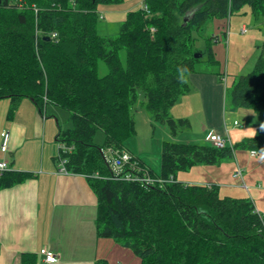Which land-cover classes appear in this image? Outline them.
<instances>
[{
    "label": "trees",
    "instance_id": "1",
    "mask_svg": "<svg viewBox=\"0 0 264 264\" xmlns=\"http://www.w3.org/2000/svg\"><path fill=\"white\" fill-rule=\"evenodd\" d=\"M121 1L0 0V101L9 100V117L23 99L40 114L47 106L68 113L70 128L57 124L56 136L57 143L73 147L63 156L66 171L89 182L97 236L130 250L139 264H264V216L251 199L221 198L216 184L177 180L196 166L220 167L236 150L264 158V127L223 149L163 142L160 176L175 182L162 188L109 179L103 156L106 148L123 149L135 137L132 109L139 93L152 120L171 137L189 127L170 111L189 92L187 78L198 73L203 57L194 34L244 7L253 18H264V0H143L146 9L127 12L115 37L100 36L97 7ZM259 50L253 69L236 80L229 96L233 107L264 116V44ZM97 131L104 135L101 145L94 143ZM29 177L0 173V190ZM19 264H38L37 257L24 254Z\"/></svg>",
    "mask_w": 264,
    "mask_h": 264
},
{
    "label": "crops",
    "instance_id": "2",
    "mask_svg": "<svg viewBox=\"0 0 264 264\" xmlns=\"http://www.w3.org/2000/svg\"><path fill=\"white\" fill-rule=\"evenodd\" d=\"M141 4L143 0H134L132 7L124 11L138 9ZM187 81L190 90L171 108L172 118L186 119L178 113L188 112L186 108L196 101V111L208 118V131L220 135L225 131L231 145L232 137L235 142L242 140L243 134L233 136L226 129L220 81L212 74L199 73L188 76ZM47 108L40 114L32 101L23 99L9 117V100L0 101V135L5 131L10 135L7 152L0 151V162L6 163L8 171L30 174L24 182L0 190V264H19L24 254H32L38 264H45L43 250L54 253L57 262L53 264H95L98 260L124 264L125 258L131 264H139L133 257L125 256L128 249L119 243L97 236V201L88 180L81 175L58 172L52 143V139L56 142L57 132L55 135V125L47 118ZM171 140L178 142L176 137ZM206 140L209 142L207 137ZM227 164L233 169L232 174L228 172L231 177L241 168L236 153L232 160L215 168L222 173L221 168ZM154 173L160 174V166L159 172ZM222 177H226L225 173ZM207 184L212 183H203ZM255 193L258 200L264 198V191ZM249 194L254 204L253 195Z\"/></svg>",
    "mask_w": 264,
    "mask_h": 264
},
{
    "label": "rangeland",
    "instance_id": "3",
    "mask_svg": "<svg viewBox=\"0 0 264 264\" xmlns=\"http://www.w3.org/2000/svg\"><path fill=\"white\" fill-rule=\"evenodd\" d=\"M133 4L134 0L132 2L131 0H122L119 4L99 5L97 7L100 17L97 29L98 34L106 38L115 37L128 12L124 10H128ZM142 6L138 8H142ZM243 29H245V33L242 32ZM194 38L195 49L203 52V57L196 67L197 72L199 74L214 75L220 81L223 88L222 116L226 123L227 131L233 136L244 135L242 140L236 142L232 137L233 145L254 136L257 129L264 127V116L255 115L247 109L233 107L229 95L236 80L240 76L248 74L253 69L256 58L259 56V49L264 44V18H253L249 9L244 7L240 14H233L229 19L218 18L209 21L201 33L194 34ZM207 48L211 50L212 58L206 52ZM106 73L107 69L105 65L100 63V76H104ZM195 98L196 96L192 99ZM143 102V95L139 93V100L132 109L136 134L125 145L129 153L146 162L149 168L158 173L162 143L170 141L173 138H171L165 126L157 124L152 120L150 114L142 105ZM195 103L196 101L191 102L192 108H186L189 113L187 111L178 113L179 115L185 116L184 118L188 121L189 127L179 131L175 137L179 143L187 144L190 142L189 144H201L200 142L204 138L203 143L209 144L206 136L212 130L208 131V118H206L205 114L196 111L194 107ZM46 111L48 120L52 121L55 125V135L57 132V123L62 129L70 128L71 124L68 120L67 112L51 106H48ZM234 121L238 123V126H234ZM203 131H208V133ZM223 135L227 137L225 131ZM103 140V133L97 131L94 143L101 145ZM52 143L55 146L56 155L57 143H54L53 139ZM235 153L241 164L240 170L242 171V176L238 178H233L234 176L231 177L228 174L233 169L231 165L227 164L221 168L220 171L222 173L215 167L196 166L190 171L179 173L178 179L183 183H214L219 187L221 198L227 196L240 197L242 195L243 197L251 199L250 192L253 195L256 210L264 215V198L258 200L255 193L256 191L261 194V191H264V158L262 155L251 157L248 151L236 150ZM227 162L224 161L221 165L223 166ZM224 173L226 177L223 178L222 174ZM126 255L127 257H133L139 262L138 258L130 250L126 251ZM124 260V264H131L128 258Z\"/></svg>",
    "mask_w": 264,
    "mask_h": 264
},
{
    "label": "built area",
    "instance_id": "4",
    "mask_svg": "<svg viewBox=\"0 0 264 264\" xmlns=\"http://www.w3.org/2000/svg\"><path fill=\"white\" fill-rule=\"evenodd\" d=\"M238 125L237 123L235 126ZM1 144H0V151L4 154L7 152L8 149V143L10 139V135L8 132H2L1 135ZM207 139L211 140L217 147H223L224 145V138L225 135H220L218 133L216 134H208ZM73 147H68L64 145L63 143L57 144V169L59 173H67L65 165L66 161L63 158L62 155L69 153L72 150ZM106 151H103V155H106ZM255 153L252 152L251 155L253 156ZM110 163V169L112 172L116 175V177L123 179L125 181L130 182H140L143 184H150L148 182V174L143 172L142 175H138L141 170L137 166L135 162L132 161L131 157L126 153H119L116 152L112 154L109 158ZM7 171V165L5 162H0V173ZM130 171L135 174V176H125L124 172ZM136 172V173H135ZM239 169L234 173L235 177L240 176ZM233 175V176H234ZM41 255L43 256V262L45 264H53L57 262L56 256L53 252L49 250H43L41 252Z\"/></svg>",
    "mask_w": 264,
    "mask_h": 264
},
{
    "label": "bare ground",
    "instance_id": "5",
    "mask_svg": "<svg viewBox=\"0 0 264 264\" xmlns=\"http://www.w3.org/2000/svg\"><path fill=\"white\" fill-rule=\"evenodd\" d=\"M143 9H146L145 6H142ZM153 31V30H152ZM243 33H245V29H243L242 31ZM56 35L53 34L52 35V38H55ZM199 57V55H198ZM236 124V122L234 123V125ZM238 124V123H237ZM238 126V125H236ZM212 134H215V133H212ZM209 140V139H208ZM209 142L215 146L216 148H219V149H223L227 146H230L231 143L229 141V139L227 137L224 138V145L223 147H217L211 140H209ZM58 144V143H57ZM105 151L107 152L106 155H103L104 156V159L110 169V163H109V158L112 154L116 153V152H119V153H126L128 154L132 161L135 162L137 164V166L140 168L141 172L138 174V175H142L143 172L147 173L148 174V182L150 184H143V183H140V182H130V181H125L123 179L116 177V175L112 172V170L110 169L111 171V174L109 176V179L111 180H115V181H121V182H129V183H137L138 185H140L141 187H159V188H162L164 187L166 184H171V183H174L175 180L173 179V177H169L168 179H164L160 176V174H155L151 169H149L140 159H138L136 156L132 155L131 153H129V151L124 147L123 149H116V148H106ZM254 152L255 154L252 156L251 153ZM66 155V154H64ZM62 155V156H64ZM250 156L251 157H256L257 156V153L255 151H251L250 152ZM64 158V157H63ZM65 159V158H64ZM66 161V159H65ZM67 163V162H66ZM6 164V163H5ZM8 171V170H7ZM239 171H240V176H242V171L240 170L239 168ZM3 173V172H2ZM136 173V172H135ZM124 175L125 176H135V174L133 172H130V171H126L124 172ZM239 176H236L234 175V178H238Z\"/></svg>",
    "mask_w": 264,
    "mask_h": 264
},
{
    "label": "water",
    "instance_id": "6",
    "mask_svg": "<svg viewBox=\"0 0 264 264\" xmlns=\"http://www.w3.org/2000/svg\"><path fill=\"white\" fill-rule=\"evenodd\" d=\"M195 58H198V55H194Z\"/></svg>",
    "mask_w": 264,
    "mask_h": 264
}]
</instances>
